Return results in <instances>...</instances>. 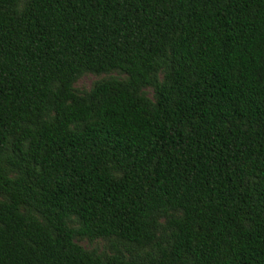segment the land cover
I'll use <instances>...</instances> for the list:
<instances>
[{
	"label": "trees",
	"instance_id": "1",
	"mask_svg": "<svg viewBox=\"0 0 264 264\" xmlns=\"http://www.w3.org/2000/svg\"><path fill=\"white\" fill-rule=\"evenodd\" d=\"M0 264H264V0H0Z\"/></svg>",
	"mask_w": 264,
	"mask_h": 264
},
{
	"label": "rangeland",
	"instance_id": "2",
	"mask_svg": "<svg viewBox=\"0 0 264 264\" xmlns=\"http://www.w3.org/2000/svg\"><path fill=\"white\" fill-rule=\"evenodd\" d=\"M97 78L94 76V75H86L82 78H80L77 83L75 84V87L79 90H82V89H89L91 83L93 81H95ZM149 96L152 95L151 91L148 90V93H147ZM82 245L84 246H87L85 242L82 243Z\"/></svg>",
	"mask_w": 264,
	"mask_h": 264
}]
</instances>
